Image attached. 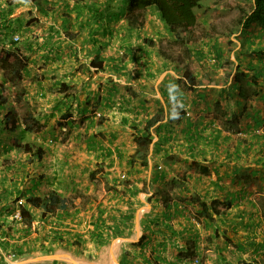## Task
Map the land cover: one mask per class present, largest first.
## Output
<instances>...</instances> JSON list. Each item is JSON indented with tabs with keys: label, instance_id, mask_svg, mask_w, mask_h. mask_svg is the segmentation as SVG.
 Listing matches in <instances>:
<instances>
[{
	"label": "crops",
	"instance_id": "0c3cea01",
	"mask_svg": "<svg viewBox=\"0 0 264 264\" xmlns=\"http://www.w3.org/2000/svg\"><path fill=\"white\" fill-rule=\"evenodd\" d=\"M64 1L70 8L74 5L72 0ZM39 2L48 11L39 9L36 21L53 19L56 23H51L52 31L61 34L65 45L70 43L65 37L67 27L63 25L65 10L52 11L54 5L50 7L52 3L60 4L61 0ZM8 3V0L0 1L2 28L4 21L9 24L14 19L18 23L24 20L21 16L12 19L21 6L10 15ZM152 11L148 20H156V26L145 24L138 27V31L146 34L144 37L150 36L154 44L161 34H169L170 38L173 35L175 43L178 42L157 10ZM72 16L70 13L69 32L74 38L84 37V43L91 41L93 46L85 44L90 47V53L97 55L96 50H100L97 56L103 59L106 71L103 74L107 76L101 79L106 80L101 91L90 92L89 98L99 101L96 107L91 106L89 100L85 105L78 104L79 115L88 118L78 126L83 129L76 132L88 133V139L72 142V150L79 156L72 157V170L67 171L71 177L67 176V182L63 181L65 175L61 176L55 169L50 175L37 170L36 175L30 177V183L25 179L19 183L25 192L40 193L36 195L45 196L56 190L62 199L72 197L71 207L59 206L51 212L54 220L48 223V232L43 228L46 235L38 251L42 255L48 252L45 255L69 259L42 256L34 260L21 256L13 260L10 250H14L7 243H13L15 236L8 233L0 238V264H75L73 245L76 240L89 242L83 232L87 225L96 244H110L106 251L107 264H128V260L133 264H186L197 255L202 264H264V32L256 24L247 32L243 31L242 22V28L230 36L209 41L201 38L196 46L186 41L184 49L193 54L194 59L190 67L196 71L189 70L183 52H180L183 55L180 63L156 54L160 60L136 64L128 60L118 62L111 57L114 61L105 64L100 56L101 46L108 41H102L101 46L94 44L100 33L107 30L114 33L116 27H127V32H132V27L124 24L126 17L115 20L108 16V21L103 19L98 31L92 30V25L81 23L77 14L75 18ZM109 23L115 24L109 26ZM2 32L4 30L0 32L1 37ZM54 33L48 34L56 40L58 35ZM225 41L235 46L237 61L233 68L222 66L218 55L211 64L205 62V53L210 50L213 54L214 51L221 53ZM72 42L75 56L82 49L77 51ZM239 66V70L248 75V81L252 82L254 68L255 73L261 75L258 93L248 91L251 88L248 84L246 90L241 91L242 81L238 84L236 76ZM86 85H92V91L96 87L94 83ZM95 109L98 115L110 113L112 121L101 120L104 126L97 124L93 120L95 116L89 118ZM111 113L118 115L114 118ZM97 133L104 136L99 137ZM144 133L151 134L152 142L148 154L139 156L142 152L137 155V137ZM43 158L38 160L45 165ZM27 159L14 165H27ZM59 162L64 165L68 160ZM58 166L56 168H62ZM98 166L105 171L101 172L103 192L96 200L89 179ZM53 180L56 186H51ZM7 184L11 188L6 186L2 191L20 190L12 186L15 185L13 178ZM116 236L118 239L113 241L111 238ZM16 239L29 240L19 234ZM57 245L64 248L52 251ZM23 249L24 256L33 247ZM15 254L17 257V252Z\"/></svg>",
	"mask_w": 264,
	"mask_h": 264
},
{
	"label": "rangeland",
	"instance_id": "374dc122",
	"mask_svg": "<svg viewBox=\"0 0 264 264\" xmlns=\"http://www.w3.org/2000/svg\"><path fill=\"white\" fill-rule=\"evenodd\" d=\"M2 1L5 2V0ZM99 1L102 3L96 5L91 4L89 8L100 11L103 19L108 21V16L115 12L116 9H119L120 4L117 3L116 0ZM73 2L72 0V4ZM28 3L24 2L20 5L21 7L16 9L17 13L12 18L14 19L16 18L15 16H21V18L26 20H23V25H20V23L16 22L14 19L9 23L14 26L13 30L11 27L2 29L0 26V32L4 30V33L2 32V37L0 36V52L2 50H12L16 52L19 56L24 58V63L27 67L25 72L23 71L20 73L21 75L15 76L10 73V75H8V70L6 68L2 69L0 65V79L5 82L8 90L6 100L10 103L7 104V107L11 109L12 105L14 110H16L15 113L19 120H24L25 122L27 119V122L32 124L33 128L31 130L26 129L24 123L23 125H18V128L14 132L5 130L1 120L5 117L6 111L3 113L0 111V194L3 187L7 186L9 189L11 188L7 183L12 178L15 180V185L12 186H16V188H20L21 192H25L26 189L21 188L22 184H19L20 180L25 179L26 183H30V177L36 175L37 170L50 175V172H54L56 169L61 176L65 175V180L63 181L67 182V176L71 177L67 171L70 172V170H72V157L79 156L72 150L74 147V145L72 146V142H84L88 139V133L77 134L76 132L83 129L82 126L80 128L78 126L79 124L83 125V120L88 118L79 115L78 104L85 105L86 101L89 100L88 102L91 106L96 107L99 101H95L93 97L90 99V92L94 93L98 89L101 91L104 82H106V80L101 81V79L107 78V76L103 74L106 71L97 70L96 67L92 66V62L100 57L95 53H90V47L85 45L87 43L93 46L91 41L87 40V42L84 43V37L81 36L73 39L77 46V51L82 49V51H78L74 56V54H72V49H74L72 47V39L68 37L71 41L70 43L68 42L69 44L67 43V45H65L66 43H63L65 40L62 39L61 34L58 35L52 31L51 23H56L53 19L47 21H41L39 19L31 23L27 22L31 10H33L35 16L40 15L37 6ZM252 5L253 0H205L196 8V13L199 18L196 25L187 32L182 33L181 37H177L179 41L176 43L173 39V35L170 38L169 34H161L157 35L158 40L156 39V42L158 43L154 44V41L151 42L150 36L144 37L146 34L142 33V31H138V28L134 27L132 32H127V27L122 28L123 26L118 23L122 27H116L114 33H110L109 30L100 33L98 42L94 45L101 46L102 41H108L107 45L101 46L102 51L100 56L104 58L105 64L114 61L110 59L111 57L117 58L115 61L118 62H120V60H128L136 64L160 60L157 59L156 54H159L160 57L164 56L165 59L169 61L173 59L177 60V58H183V55L180 54V52H183L184 56H187L189 70L196 71L194 66V69L190 67V63H194V59L192 58L193 54L185 51V44L188 42L192 46H196L200 44L199 40L201 38L209 41L214 38H224L230 36L235 31H239L242 28L241 23L244 13L247 10H251ZM153 11L151 9L147 14L150 15ZM72 15V18H75L76 13L73 12ZM128 17L131 16H126L124 21V24H126L125 26H129L131 23V19H128ZM113 24L115 23H109V26ZM145 24H153L152 26H156V20L152 19L150 21L147 18L144 25ZM76 25L78 29H80L79 23ZM48 33H54L55 36L58 35L56 40L55 37L52 38L53 36H50ZM62 33L64 34V32ZM163 33H166V31ZM124 34H128L127 37H124ZM181 38L183 39L181 40ZM226 42L227 41L224 42V46L220 44L223 47L220 53L221 55H218L219 53L217 51H214V54L211 50L207 51V53H205V62L211 64L210 62L215 58V55H218L220 57L219 61L222 62V66H225V68H233L234 62L237 61V53L234 51L235 46ZM58 46L59 48H57ZM195 62L197 61L195 60ZM131 70L132 72L134 71L133 69ZM100 73L102 75H100ZM88 83H94L93 86H96L94 91L90 89L92 85L89 87L86 85ZM63 84H67L66 89L63 87ZM243 87H247L245 81L242 82V88ZM58 88L59 90L62 88L63 91L59 92ZM248 91H251V88H248ZM59 102L61 106L58 108ZM69 110L71 116L63 118L64 113ZM96 111L98 110H92L89 118L95 116L93 120H96L97 124L102 123L104 126V121L106 119L112 121L111 116H109L110 113L104 116L102 114L98 115ZM117 115H113V117L116 118ZM68 120L70 123H68ZM101 120L104 121L101 122ZM37 121L42 125L41 128L36 124ZM63 124L64 126H61ZM97 136L103 137L104 133H97ZM14 140L20 141L23 145L28 143L33 146L34 149L41 146L45 152L43 158L45 165L40 163L42 160L36 159L37 157L34 155H29L28 152L19 148L18 145L14 144L15 146L12 147L9 143L14 142ZM76 151L78 150L76 149ZM27 157V165L22 167L14 165L16 163L19 165V160H24ZM59 160H68V163L62 165ZM53 163L57 166L58 164L61 165L62 168H56V165H53ZM6 166H8V168H6ZM45 166H47L48 170L47 168L45 169ZM12 167L17 170H12ZM104 171L105 169L98 166L96 170L92 171L94 174L90 175L89 180L92 182L91 190L96 200L100 199L103 192L104 178H102L101 172L104 173ZM55 180H53L54 182L51 186H56L57 183ZM41 188L47 190V188L42 185ZM58 190L60 191L62 189L58 188ZM63 191L66 192L67 190ZM36 194L40 193L36 191ZM7 195H10V199L0 203V221L7 222L9 225H6L5 228L8 229L10 235L15 236V239L12 240L13 243H7L14 250H10V252L16 253L19 248H31L35 246L33 252L21 256L29 257V259L47 256L45 252H43L44 255L40 254L39 248L41 247L40 243L44 242L43 239H45L46 232H48L50 228V224L48 223L54 220L53 213L46 212L45 217H43V209H37L36 218L31 226L21 224L19 221H16L17 219L13 215H9L8 210L4 208L6 205L10 209L12 207L17 209L20 202L17 201L15 197L18 198L20 194L17 193V190L12 192L9 190ZM71 201L72 197H66V199L61 198V203L57 207L66 205L67 207H71ZM23 228H30L31 231L27 232V230L25 231ZM21 229L22 231H19ZM86 229L87 230L83 229V232L89 237V242L87 244L82 240H80L82 243L78 242L76 237L79 236H76L74 237V240H76L73 245L74 249H72V246L71 248L70 246H66L67 249H72V254H74L73 260L76 259L78 261L75 262L74 260V262L78 264H107L108 257L106 256V251L109 250L110 244L108 242L106 244H96L93 236L90 234L91 229L88 225ZM93 233L94 229L92 230V234ZM18 234L25 237L27 236L29 240L16 239V235ZM2 236L4 235L2 234L1 237ZM94 237L96 236L94 235ZM51 239H53V237H51ZM111 239L114 241V239H118V236ZM61 244H63V242H61ZM63 248L64 246L57 245L51 248V250L58 251ZM21 256L17 255V257H13V260L19 259ZM112 261L114 262L113 259ZM186 264H189V262L187 261Z\"/></svg>",
	"mask_w": 264,
	"mask_h": 264
},
{
	"label": "trees",
	"instance_id": "16d2710c",
	"mask_svg": "<svg viewBox=\"0 0 264 264\" xmlns=\"http://www.w3.org/2000/svg\"><path fill=\"white\" fill-rule=\"evenodd\" d=\"M25 0H8L9 4V13L10 15L14 13L15 9L22 5ZM74 5L72 8H70V5L68 2H65L64 0H61L60 4L52 3L50 7L52 11L54 9H60L62 8L63 11L66 14V17H64L66 20L63 22V25L66 26L65 31V37H69L70 39H75L73 36V33L71 34L69 32V29L71 27V21L69 19V14L75 12L79 18L82 19L81 23H85L87 25H92L93 30H98L102 27V20L103 16L102 13L98 10H92L89 8L91 7V4H101L102 2L99 0H73ZM117 3H119V9H116L115 12L111 13L109 15L112 19H119L123 16H131L128 17V19H131L130 27H132L130 30H132L134 27L140 28L144 26L145 20L148 18V12L151 9H156L157 12L160 14L163 22L168 27V29L171 32H174L176 34V37H181L182 33L187 32L188 30L192 29L196 23H197V14H196V8L201 5V3L204 0H116ZM29 2L32 5H36L38 9H42V11L47 12L48 10L42 6V3L39 2V0H29ZM87 5V6H86ZM57 12V10H55ZM30 19L27 21L28 23L36 21V17L34 15L33 10L29 12ZM39 17V16H38ZM61 18H63L61 16ZM86 18V19H85ZM20 21V25H23V20ZM243 31H248L250 27L253 24H256L258 28H260L264 32V0H253V5L251 10H247L244 13L243 16ZM70 23V24H69ZM3 28H12L13 25L8 24L5 21L2 22ZM2 28V29H3ZM92 28V27H91ZM68 38V41L70 40ZM67 39V38H66ZM71 41V40H70ZM21 50V49H20ZM100 50H96L99 55ZM220 54V51H217ZM178 63L182 61V58H177ZM0 65L2 69L6 68L8 70V75L13 74L15 76L21 75V72H25L27 70V67L24 63V58L22 56H19L16 52L12 50H2L0 52ZM92 66L96 67L97 70L104 71V61L101 58H98L96 61L92 62ZM240 66L237 69L236 76H237V83L239 84L241 81H245V84H248V86L251 87L252 92L258 93L257 86L260 85V79L261 75L259 73H255L256 69L254 68V74L251 76V81H248V75L244 72L239 70ZM10 73V74H9ZM23 74V73H22ZM194 83V82H191ZM63 87H67V84H63ZM244 88H241V91L246 90ZM58 91H63L62 88ZM8 93L7 86L5 85V82L0 79V111L3 113L6 111L5 117L1 120V122L4 125L5 130H11L12 132L16 131L18 128V125L24 124L26 129H33L32 124L27 122V119L23 121L19 120L17 117V114L15 113L16 110H14L13 106L11 105V109L7 107L8 102L6 100V95ZM61 106V103L58 105ZM86 110H84L85 112ZM67 113V114H66ZM70 110L64 113L63 118H68L70 115ZM63 115V114H62ZM157 120V118H156ZM68 123L69 120H68ZM36 124L39 128L42 127V125L37 121ZM152 123L148 124V127H150ZM61 126H64L61 125ZM137 142L139 144V149L137 152V155H139L140 152H142L139 156H146L148 154V147L150 143L152 142V136L151 134L144 133L141 137H137ZM12 147L18 145L19 148H22L24 151L28 152L31 155H34L37 157V159H40L45 155L44 149L41 146H38L36 149L33 148L30 144L26 143L23 145L20 141L14 140V142L9 143ZM8 168V166H6ZM94 174V172H91V175ZM9 190H3L0 194V203L2 201H8L10 198L7 196ZM20 196L15 199L19 201L18 208L15 209L12 207L11 209L8 208V206H4L6 210H8L9 215H14L15 212L18 210L21 214V220L19 221L21 224H25L27 226H31L36 218V210L37 209H43L45 210L43 217H45L46 212H54L57 208V206L61 203V197L60 194L56 190H52L48 192L44 197L38 196L33 193L32 190L29 192H21L20 190L17 191ZM24 199V200H22ZM1 205V204H0ZM8 225L7 222L0 221V237L1 235L8 234V229L5 228V226ZM100 235V231L97 234V236ZM25 248V247H23ZM19 248L17 255L21 256L23 255L24 249ZM35 250V246L31 250L33 252ZM47 252V251H46ZM48 253V252H47ZM128 254V253H126ZM131 260H128V264L131 263Z\"/></svg>",
	"mask_w": 264,
	"mask_h": 264
},
{
	"label": "built area",
	"instance_id": "2783aa9c",
	"mask_svg": "<svg viewBox=\"0 0 264 264\" xmlns=\"http://www.w3.org/2000/svg\"><path fill=\"white\" fill-rule=\"evenodd\" d=\"M13 216L16 219L21 220V214H20V212L18 210L15 212V214ZM15 256H16L15 253H12L10 255V257H15ZM189 264H202V259H201V257L199 255H197V256H195V257L190 259Z\"/></svg>",
	"mask_w": 264,
	"mask_h": 264
},
{
	"label": "water",
	"instance_id": "95a60500",
	"mask_svg": "<svg viewBox=\"0 0 264 264\" xmlns=\"http://www.w3.org/2000/svg\"><path fill=\"white\" fill-rule=\"evenodd\" d=\"M41 257H42V256H40V257H35L34 260L40 259ZM46 257H47V258H55V259H56V258H61L62 256H60V255H48V256H43V258H46ZM62 258H66V259L68 258V259H69V257H65V256L62 257ZM70 259H71V258H70ZM72 261L74 262L73 258H72ZM74 263H75V262H74ZM75 264H77V263H75Z\"/></svg>",
	"mask_w": 264,
	"mask_h": 264
},
{
	"label": "bare ground",
	"instance_id": "6f19581e",
	"mask_svg": "<svg viewBox=\"0 0 264 264\" xmlns=\"http://www.w3.org/2000/svg\"><path fill=\"white\" fill-rule=\"evenodd\" d=\"M75 260V262H78L76 259H74ZM78 264V263H77Z\"/></svg>",
	"mask_w": 264,
	"mask_h": 264
}]
</instances>
